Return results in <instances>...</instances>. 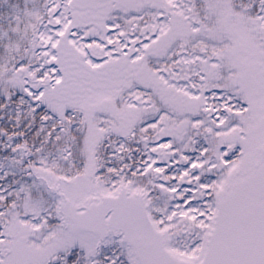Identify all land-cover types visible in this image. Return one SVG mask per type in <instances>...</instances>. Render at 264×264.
<instances>
[{
    "label": "snow or ice",
    "instance_id": "snow-or-ice-1",
    "mask_svg": "<svg viewBox=\"0 0 264 264\" xmlns=\"http://www.w3.org/2000/svg\"><path fill=\"white\" fill-rule=\"evenodd\" d=\"M0 264H264V0H0Z\"/></svg>",
    "mask_w": 264,
    "mask_h": 264
}]
</instances>
